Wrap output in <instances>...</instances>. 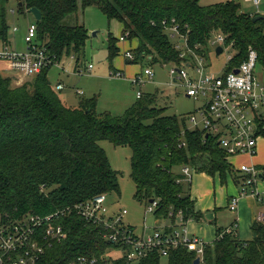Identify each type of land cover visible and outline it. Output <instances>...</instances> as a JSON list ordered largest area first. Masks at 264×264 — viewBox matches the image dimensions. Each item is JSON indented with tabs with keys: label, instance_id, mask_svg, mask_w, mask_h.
I'll return each mask as SVG.
<instances>
[{
	"label": "trees",
	"instance_id": "obj_1",
	"mask_svg": "<svg viewBox=\"0 0 264 264\" xmlns=\"http://www.w3.org/2000/svg\"><path fill=\"white\" fill-rule=\"evenodd\" d=\"M17 1L21 14L30 13V8L42 13L41 20L35 21L36 38L55 62L69 54L80 59L88 31L84 25L70 26L63 21L80 9L96 6L109 21L121 22L129 39L139 40L133 50L135 59L127 64L147 60L150 65L179 66L180 51L167 30L176 23L187 45L199 54L206 53L214 33L223 34L225 46L235 50L228 70L241 66L249 48L258 51V63L264 68V16L254 21L257 14L243 12L238 0L210 6H202L200 0ZM9 2L0 0L3 46L11 41ZM109 37L112 61L119 54V40L111 33ZM49 68L20 85H13V79L0 69V216L4 220L47 216L98 195L120 194L119 174L101 141L131 149L134 199L146 205L157 201L153 215L169 225L177 223L180 212L184 224L204 219V214L195 210L191 187L185 186L191 182L174 169L189 166L213 178L219 174L223 184L228 175L237 184L246 178L227 162L216 137L207 138L201 130L185 129L182 134L187 128L185 117L165 116L154 94L142 95L121 116L98 114L95 97L81 100L76 108L69 107L50 85ZM117 210L121 209L110 204L111 212ZM59 223L67 238L46 248L35 264H71L80 256L123 262L115 259L113 252L119 247L106 239L104 227L75 212L64 215ZM251 231L252 237L246 241L240 239L236 228L228 232L216 227L217 238L203 246L200 264H264V221L254 219ZM162 259L166 264H195L197 255L177 247L165 258L156 251L127 264H161Z\"/></svg>",
	"mask_w": 264,
	"mask_h": 264
},
{
	"label": "built area",
	"instance_id": "obj_2",
	"mask_svg": "<svg viewBox=\"0 0 264 264\" xmlns=\"http://www.w3.org/2000/svg\"><path fill=\"white\" fill-rule=\"evenodd\" d=\"M257 7L261 0H247ZM175 22V20H173ZM169 36L174 41L175 48L180 51V64L171 70L175 84L186 87V96L201 101V106L194 114L189 115L192 128L186 130L204 132L205 136L216 137L219 146L232 167L246 178L239 180L240 192L231 200L230 210L235 211L239 200L246 196L259 199L261 192L257 188L260 174L264 178V170H259L254 164H240L238 167L230 159L233 157L254 158L258 151L259 141L264 137V83L257 76L258 51L249 48L247 58L240 67L228 70V63L234 55H229L224 73L214 74L207 71L205 64L206 53L212 47H221L226 51V37L221 33H214L207 44L206 53L199 54L188 45L184 35L179 32L178 25L174 23L167 28ZM128 32L120 36V40L129 39ZM37 25L33 23L28 27L24 38L26 48L23 51L11 50L9 46L0 49V63L10 71L22 74L24 77H33L41 74L45 68L52 66L55 61L48 54L45 45L36 38ZM217 51V49H216ZM222 53V54H223ZM127 60H134V52L127 50ZM93 65L87 67L86 73L93 70ZM238 73H235V70ZM122 73H116L121 77ZM151 68H146L144 73L136 74L131 78L134 85L143 86L153 79ZM63 89L60 84L57 90ZM78 95L83 91L77 90ZM142 93L138 91L137 97ZM185 145V143H183ZM187 180L191 182L193 167L181 168ZM109 196L106 194L95 196L93 199L68 206L47 216L38 214L27 215L19 221L6 220L0 216V264H35L55 242H63L67 233L59 220L64 215L75 212L78 216L92 224L104 227V234L108 241L118 245L122 255L115 259L123 260L120 264L140 261L150 253L158 251L165 258L172 249L177 247L187 248L196 253L200 259L206 244L202 238L188 233L184 227L181 212L175 225H163L153 228L143 227L140 233L129 226L124 220L127 210L110 211ZM157 201L147 206V211L154 213ZM257 220L264 221V213ZM170 229V230H168ZM169 231V232H167ZM230 232V231H228ZM71 264H113L107 260L80 256Z\"/></svg>",
	"mask_w": 264,
	"mask_h": 264
},
{
	"label": "rangeland",
	"instance_id": "obj_3",
	"mask_svg": "<svg viewBox=\"0 0 264 264\" xmlns=\"http://www.w3.org/2000/svg\"><path fill=\"white\" fill-rule=\"evenodd\" d=\"M225 0H200L199 4L202 6H210V3H216ZM241 3V10L246 13H255L257 7L247 0H239ZM18 8L17 0H10L8 10V25L10 26V39L9 49L23 51L26 48L25 36L28 31V27L35 23V18L31 13L21 14ZM63 23L66 25H84L88 31V39L85 44L83 53L80 55V59L77 60L73 54L65 55L60 62H55L50 66L48 73V79L50 85L56 89L57 85L62 84L63 89L56 91L60 99L64 101L69 107H78L80 101L83 99L97 98L96 111L98 114L111 113L115 116H121L123 112L132 106L138 99L137 93L140 91L143 96L152 95L156 97L157 106L164 109V115H175L178 117L187 118L189 115L194 114L198 107L201 106V101H196L186 96V87L181 84H175L174 77L171 74V70L175 67L171 64H152L150 65L147 60L145 62L136 64H124L123 60L128 61L125 57L127 50H135V45L138 44V39H126L117 42L121 46L119 54L112 61H110V52L108 47L110 44L109 34L113 37L120 39L123 29L122 23L115 20L109 21L105 15L102 14L100 9L96 6H88L86 9H80L78 13L67 16ZM3 42L0 40V49L3 48ZM135 47V48H134ZM235 50L233 48H226V51L217 55L216 49L212 47L206 53L205 64L207 65V71L214 74H222L225 71L226 63L229 55H234ZM123 63L125 71H119L116 69ZM92 64L93 70L90 73H86L87 67ZM129 67V68H128ZM121 68V67H120ZM146 68H151L154 76L151 81H148L143 86L134 85L131 82L129 76H135L136 74L144 73ZM0 69L6 71L5 64L0 63ZM122 73L121 77H117L116 73ZM11 78L13 79V85H20L26 81H30L32 77H24L22 74L15 72ZM257 76L264 83V68L258 64ZM5 74V75H6ZM131 74V75H130ZM8 76V75H7ZM133 78V77H132ZM83 91V95H78L77 90ZM186 126L191 129L192 126L189 123V119L186 121ZM101 146L105 149L107 157L111 161V165L114 170L119 174V189L120 194H109V204L112 208L127 210V214L124 219L129 222L138 233H140L143 227L153 228L166 224L163 218L157 219L147 211L145 203H138L134 199L136 188L131 178V149L128 146H115L109 141H101ZM263 145L264 140L259 141V145ZM259 147V146H258ZM257 156V154H256ZM255 156V157H256ZM254 157L255 163L258 160ZM248 162L251 160L248 158ZM253 163V162H252ZM250 164V163H249ZM238 167L239 165H235ZM176 173H182L181 168L174 169ZM192 172V184H186L188 188L204 189L209 186L208 182L201 178V175L197 172ZM216 186L218 188V177H214ZM190 186V187H189ZM220 193L217 190V201L220 199ZM223 201V200H222ZM248 203L250 200H246ZM217 209V217L219 221L226 218L224 222H219V225L226 226L230 223L232 212L227 210V206H223ZM264 210V206L258 205L253 208V213L258 214ZM234 217V216H233ZM214 221V220H213ZM213 225H215L213 223ZM117 250V249H116ZM113 255H122L121 250L113 252ZM161 264H166L165 259H162Z\"/></svg>",
	"mask_w": 264,
	"mask_h": 264
},
{
	"label": "crops",
	"instance_id": "obj_4",
	"mask_svg": "<svg viewBox=\"0 0 264 264\" xmlns=\"http://www.w3.org/2000/svg\"><path fill=\"white\" fill-rule=\"evenodd\" d=\"M225 1H219L216 3H223ZM210 4H215V3H210ZM252 14L264 16V0L260 1V5L257 7L255 13H252ZM122 29H123V24H122ZM11 38L12 36L10 35V39ZM120 45L117 44V47L119 49L121 48ZM136 46L137 44L135 45V47ZM123 62L125 65L127 64L125 59L123 60ZM120 67H117L116 69H118L120 72L125 71L126 67H124L123 63H121ZM4 72L6 74V71ZM14 74H16L15 71L13 72V71L7 70L6 75L12 77ZM129 77L132 78L133 76L131 75ZM59 85H57V87ZM57 87L56 89L54 88L53 89L55 91L62 90V89L57 90ZM260 140H264V137H262ZM258 146L259 147H258L257 156H256L257 158L255 157L258 160L257 162H259L258 164L255 163L254 158H250L248 156L233 157L230 159V161L235 165L250 163V164H254L259 169L261 167L263 168L264 167V147L262 144ZM248 158L251 160V162H248ZM199 175H201V178L205 179L208 182L209 186L207 185V187L204 189L194 188L192 186L191 197L195 202L196 212H199V213L202 212L204 214V219L201 220V222H195L193 220H190L189 222H187L184 225V227L187 229L188 233H190L193 236L202 238L205 243H212L217 238L216 227L226 229V231H230V232L232 231L233 228H236L240 239L246 240V241L250 239L252 237L251 226L253 224L254 219L258 218V216L261 213H264V210H262L260 213L256 215L255 213H253V208H255V206H258L261 204L262 206H264V178H260V181L257 183L258 185L257 188L261 192L259 199L252 197V196H246L245 198H242L239 200L237 209L235 211H232L230 210V206L232 202L231 200L233 199V197L238 196L240 192V187L238 186L236 181L233 179V177L231 175H228L226 182L223 184L221 182V178L219 174H216L215 177H218L219 179L218 184H217L218 188H217V186L215 185L216 184L215 178L211 177L210 175L206 173H200ZM191 184H192V179H191ZM217 190L221 195L218 201H217ZM222 200L224 201L223 206H227L226 207L227 210L230 211V213L231 212L233 213L231 214L232 218H231L230 223H228L226 226L219 225L220 224L219 222L220 221L221 223L224 222L226 218H223L219 221V218L217 217V213L219 212H216L217 209L221 207V204L223 202ZM246 200H250V202L248 203ZM213 223L215 225H213ZM166 224L169 225L168 223ZM163 225L165 224H161V226Z\"/></svg>",
	"mask_w": 264,
	"mask_h": 264
},
{
	"label": "water",
	"instance_id": "obj_5",
	"mask_svg": "<svg viewBox=\"0 0 264 264\" xmlns=\"http://www.w3.org/2000/svg\"><path fill=\"white\" fill-rule=\"evenodd\" d=\"M30 13L34 16L35 20L36 21H40L41 18H42V13L40 12L39 9H36V8H30ZM258 19H261V16L260 15H257L255 18H254V21L258 20ZM217 51V55H221L223 53V49L221 47H217L216 48ZM239 71L236 69L235 70V73H238ZM259 178H263L262 175L260 174ZM64 187V186H63ZM62 187V188H63ZM150 203H153V201H150ZM195 264H200V259H195L194 261Z\"/></svg>",
	"mask_w": 264,
	"mask_h": 264
}]
</instances>
